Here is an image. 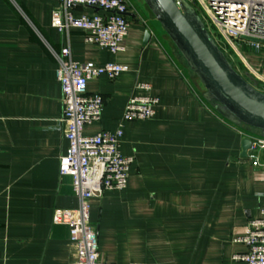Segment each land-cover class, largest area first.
I'll return each mask as SVG.
<instances>
[{"label": "crops", "instance_id": "1", "mask_svg": "<svg viewBox=\"0 0 264 264\" xmlns=\"http://www.w3.org/2000/svg\"><path fill=\"white\" fill-rule=\"evenodd\" d=\"M133 2L125 52L112 55L87 44L79 30L63 35L53 28L57 0H0V264H77L69 228L54 224L56 211L79 205L72 179L59 172L68 142L50 49L66 45L80 63L129 67L114 81L89 82V93L101 94L105 106L85 135L117 129L137 80L150 83L159 99L153 119L124 126L120 151L135 158L127 189L90 201L100 259L245 264L234 260L248 252L236 240L264 208V168L245 161L243 135L210 109L205 88L159 22ZM247 63L264 76L263 52Z\"/></svg>", "mask_w": 264, "mask_h": 264}, {"label": "built area", "instance_id": "2", "mask_svg": "<svg viewBox=\"0 0 264 264\" xmlns=\"http://www.w3.org/2000/svg\"><path fill=\"white\" fill-rule=\"evenodd\" d=\"M197 1V10L205 13L256 81L264 84V76L247 65L235 44L236 41H246L258 52L264 51V0ZM57 2L59 8L52 14V27L59 33L69 35L71 30H79L89 45L105 49L112 55L125 52L124 42L131 26L128 13L132 5L129 0ZM85 7L99 9V13L77 16L76 11ZM50 52L57 63L56 78L61 85L63 102L60 122L66 127L68 142L67 153L60 158L59 172L61 176L72 179L73 191L79 200L75 210L56 211L54 224L69 228L70 240L77 248V264H116L100 259L99 236L90 221V201L102 198L109 191L127 189L135 158L124 156L120 151L124 126L128 122L153 119L159 99L151 94L150 83L137 80L117 129L114 132L85 135V127L101 121L105 106L101 94L89 93V82L101 77L114 81L127 73L129 67L117 63L103 66L80 63L73 59L69 45L63 46L58 53L53 49ZM244 138L252 141L245 161L255 168H264V137ZM236 242L246 245L248 252L236 255L235 261L264 264V208L260 211V217L249 223L247 234Z\"/></svg>", "mask_w": 264, "mask_h": 264}, {"label": "water", "instance_id": "3", "mask_svg": "<svg viewBox=\"0 0 264 264\" xmlns=\"http://www.w3.org/2000/svg\"><path fill=\"white\" fill-rule=\"evenodd\" d=\"M180 57L206 90L205 98L227 120L254 129L264 137V92L256 89L235 68L207 31L202 19L186 0H143ZM99 11V9H96ZM130 14L128 13V16ZM151 39L147 31L144 45ZM242 157L252 146L249 138L241 143Z\"/></svg>", "mask_w": 264, "mask_h": 264}, {"label": "rangeland", "instance_id": "4", "mask_svg": "<svg viewBox=\"0 0 264 264\" xmlns=\"http://www.w3.org/2000/svg\"><path fill=\"white\" fill-rule=\"evenodd\" d=\"M139 1L142 2L143 5H145L143 0H139ZM186 1L196 10L198 15L202 19L207 31L210 33L211 37L215 40V42L220 46V48L222 50H224V52L229 54V56L231 57V62L238 69V72H240L247 79V81H249L250 83L253 84V82L250 81L249 78L246 76L247 73H249L252 76V73L249 70V68H247V66H245V64H243L241 58L237 55V53H235V51L232 48L230 49L228 47V44L225 42L224 38L220 35L218 29L215 28L211 24V22L209 21L208 17L205 15V13L203 11H198L197 10V7L199 5L198 1L197 0H186ZM131 24H132V22H131ZM235 44L239 48L241 54L247 60H251L252 57H255V56L256 57L257 56L260 57V55L262 54V52H258L255 48L251 47L246 41H236ZM263 53H264V51H263ZM260 75H262V74L260 73ZM252 77L254 78V76H252ZM254 79L256 80V78H254ZM254 84L256 86V89H258L261 92H264V84L263 83L256 81V83H254ZM95 229H96V227H95Z\"/></svg>", "mask_w": 264, "mask_h": 264}, {"label": "trees", "instance_id": "5", "mask_svg": "<svg viewBox=\"0 0 264 264\" xmlns=\"http://www.w3.org/2000/svg\"><path fill=\"white\" fill-rule=\"evenodd\" d=\"M129 2L131 3L133 8L137 9V6L134 4L133 0H129ZM196 11V10H195ZM197 13V12H196ZM198 14V13H197ZM221 51L223 53L226 54V57L228 58V60L231 62V57L229 56V54H227L226 52H224V50L221 49ZM185 62V61H184ZM232 63V62H231ZM186 64V63H185ZM187 65V64H186ZM233 65V63H232ZM233 67L235 68V70L238 71V69L233 65ZM210 107V109L217 115V117L221 118L223 121H225V123H227L228 125H230L231 127L235 128L238 132H240L244 137H263L260 132L251 129L249 127L246 126H237L234 123H232L231 121L227 120L226 118H224L215 108L214 104L212 102H209L206 98L204 100Z\"/></svg>", "mask_w": 264, "mask_h": 264}, {"label": "bare ground", "instance_id": "6", "mask_svg": "<svg viewBox=\"0 0 264 264\" xmlns=\"http://www.w3.org/2000/svg\"><path fill=\"white\" fill-rule=\"evenodd\" d=\"M244 59H245V62L247 63V59L244 57ZM247 65H248V63H247Z\"/></svg>", "mask_w": 264, "mask_h": 264}]
</instances>
